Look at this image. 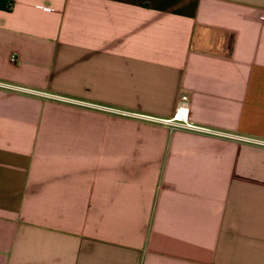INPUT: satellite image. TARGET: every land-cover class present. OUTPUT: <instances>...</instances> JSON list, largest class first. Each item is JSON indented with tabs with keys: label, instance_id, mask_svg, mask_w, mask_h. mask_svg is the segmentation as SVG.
Here are the masks:
<instances>
[{
	"label": "crops",
	"instance_id": "0c3cea01",
	"mask_svg": "<svg viewBox=\"0 0 264 264\" xmlns=\"http://www.w3.org/2000/svg\"><path fill=\"white\" fill-rule=\"evenodd\" d=\"M2 4L0 264H264V0Z\"/></svg>",
	"mask_w": 264,
	"mask_h": 264
},
{
	"label": "built area",
	"instance_id": "2783aa9c",
	"mask_svg": "<svg viewBox=\"0 0 264 264\" xmlns=\"http://www.w3.org/2000/svg\"><path fill=\"white\" fill-rule=\"evenodd\" d=\"M10 59L11 61H14L15 57L11 56ZM187 110H188V95L186 93H183L180 95L176 103L175 113L172 117L159 118V117L147 116V115H141V117L149 121L167 125L170 128H183V129H192V130H200V131H209L204 127L194 125L193 123L188 121ZM250 141L264 145V141L262 140L250 139Z\"/></svg>",
	"mask_w": 264,
	"mask_h": 264
},
{
	"label": "trees",
	"instance_id": "16d2710c",
	"mask_svg": "<svg viewBox=\"0 0 264 264\" xmlns=\"http://www.w3.org/2000/svg\"><path fill=\"white\" fill-rule=\"evenodd\" d=\"M3 4H2V0H0V7L2 6Z\"/></svg>",
	"mask_w": 264,
	"mask_h": 264
}]
</instances>
